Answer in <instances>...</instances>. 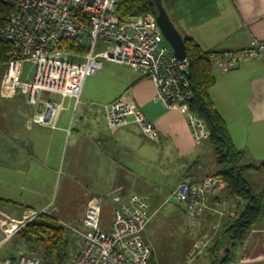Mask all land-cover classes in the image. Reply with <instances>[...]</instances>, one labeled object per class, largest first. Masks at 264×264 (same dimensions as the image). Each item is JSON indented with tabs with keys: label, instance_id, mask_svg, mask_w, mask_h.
<instances>
[{
	"label": "crops",
	"instance_id": "1",
	"mask_svg": "<svg viewBox=\"0 0 264 264\" xmlns=\"http://www.w3.org/2000/svg\"><path fill=\"white\" fill-rule=\"evenodd\" d=\"M163 6L179 33L203 52H234L254 40L264 41V0H163ZM213 73L211 100L226 122L234 146L245 154L243 165L255 167L247 177L254 189L261 191L264 170L256 167L264 163V60L243 61L228 73L213 67ZM88 79L78 101L65 98L56 130L32 124L33 112L21 96L0 95L10 105L21 100L22 110H26L18 124L0 128V181L4 185L0 200L8 206L0 209L7 214L18 218L28 210H50L54 188L62 177L88 189L87 208L94 199L104 205L114 197L134 195L139 181L154 178L157 161L184 163L176 170L179 184L167 202L183 181H202L210 175H200L202 153L211 150L209 142L194 141L187 111L169 110L158 101L145 73L105 62L103 69ZM52 97L48 98L60 99L58 95ZM118 98L138 108L154 125L155 140L143 136L132 124L108 128L105 108ZM169 169L173 170L161 168L163 172ZM212 202L215 196H211ZM225 203L234 214V201ZM159 211H151V222ZM260 248L264 250V214L253 238L235 252V262L262 263L264 257L257 255Z\"/></svg>",
	"mask_w": 264,
	"mask_h": 264
},
{
	"label": "built area",
	"instance_id": "2",
	"mask_svg": "<svg viewBox=\"0 0 264 264\" xmlns=\"http://www.w3.org/2000/svg\"><path fill=\"white\" fill-rule=\"evenodd\" d=\"M12 8L0 41L9 45L7 63L1 82L3 98L21 96L33 114L35 126L56 130L65 98L77 101L86 79L95 77L105 62H112L145 73L152 81L156 98L169 110L187 111V125L196 143L209 139V131L197 114L190 110L192 90L188 59L178 60L165 41L156 16H134L116 21L118 0H0ZM60 41H84L82 61H70L55 55ZM67 55V53H64ZM212 67L228 73L243 61L263 59L264 41L254 40L250 46L234 52H209ZM33 65L30 74L28 67ZM44 94L58 95L53 101ZM107 126L111 130L135 125L146 138L156 139L154 125L131 103L116 99L105 108ZM212 193L210 180L183 181L172 193L170 201L185 209L194 219L209 210ZM111 230H101L103 201L92 200L83 218L85 232H78V251L73 264H150L152 247L145 240L152 220L146 197L132 195L114 197ZM223 217L226 210L210 209ZM52 217L49 210H28L13 217L0 209V248L41 216ZM233 216V214L231 215ZM62 225L61 223H58ZM214 225L213 230H218ZM210 239L197 240L187 255L189 264L206 254ZM0 264H40L31 254L0 257ZM233 264H243L236 262Z\"/></svg>",
	"mask_w": 264,
	"mask_h": 264
},
{
	"label": "trees",
	"instance_id": "3",
	"mask_svg": "<svg viewBox=\"0 0 264 264\" xmlns=\"http://www.w3.org/2000/svg\"><path fill=\"white\" fill-rule=\"evenodd\" d=\"M11 12L12 8L0 3V33L6 26ZM149 13L157 15L156 9L148 0H118L116 21L123 22L130 17ZM182 37L189 62V80L192 90L189 100L190 110L197 114L206 125L209 131L207 141L212 145L215 165L220 168L206 177V180H210L212 184V193L208 201L209 208L218 211L226 210V214L219 217L209 209L198 217L190 219L182 206L173 203L178 207L176 211L179 215H182L186 220L198 221L201 230L210 223L219 225L206 253L210 264H233L236 263L235 252L237 249L245 247L253 238V230L264 214V188L261 191H256L252 186L247 172L255 167L243 165L245 154L234 146L227 124L211 100L210 90L215 85V76L213 67L207 58L209 52L200 50L190 38L183 35ZM9 49V45L0 41V70L6 66V54ZM54 52L61 58L66 55L64 53L82 55L86 52V45L84 41H60L55 45ZM72 58L69 57L68 60L75 61ZM256 168L264 170V163ZM195 182L201 181L195 180ZM211 196H215V203H211ZM229 199L235 203L233 216H231V210H228L229 205L225 203ZM53 220L52 217L43 215L30 223L12 238L11 250L15 251L19 248L28 252L39 250L45 264H63L64 251L68 245L67 230L57 222L53 223ZM153 222L149 223L147 230L153 225ZM211 233L209 231L210 237ZM204 237L210 239L208 234ZM150 264H157L154 250Z\"/></svg>",
	"mask_w": 264,
	"mask_h": 264
},
{
	"label": "rangeland",
	"instance_id": "4",
	"mask_svg": "<svg viewBox=\"0 0 264 264\" xmlns=\"http://www.w3.org/2000/svg\"><path fill=\"white\" fill-rule=\"evenodd\" d=\"M82 55H63L64 58L69 59L73 57L75 61H82ZM69 56V57H67ZM107 64V63H106ZM4 70H0V87L4 75ZM33 70V65L28 67L27 71L30 74ZM92 80V79H88ZM45 97H52L50 94H44ZM53 98V97H52ZM22 101L18 100V103L4 102L0 98V128L5 126H15L18 124L21 114L26 112L25 109L22 110ZM23 106V105H22ZM28 108V107H27ZM29 111L30 108H28ZM209 148L212 150V145L209 143ZM205 150L203 154V170L200 171V175L213 174L220 168L215 165L214 153L212 151ZM2 163V158H0ZM174 165V166H173ZM179 165H184V163H166L158 162L156 163L155 171L152 174L154 178H150L149 181H139L138 186L135 189L134 195L144 196L148 198L150 203L151 211L160 208V213L154 218L153 225L147 230L145 238L147 243L153 248L155 262L157 264H186L188 263L187 255L189 251L193 248L195 242L200 238L204 237L206 234L210 237L209 231H211L210 245L212 243L214 235H216L217 230H213V224H207L201 230L198 221L186 220L182 215L177 213V206L173 202H167L170 192L177 187L179 184V178L176 174V170ZM173 166V167H172ZM173 168L169 169L168 172H163L161 168ZM216 167V168H215ZM196 172H193V175ZM195 181V180H194ZM56 183L54 188L53 205L50 208L52 222L61 223L67 230V240L68 245L64 251L65 260L63 264H73L74 257L78 251V240L79 233L87 231L83 225V218L86 209V203L88 200V189L84 188L77 181H71L69 178L62 177L61 182ZM4 185L3 181H0V196L3 197ZM0 207L8 208L3 201L0 200ZM176 211V213H174ZM114 217V205L112 203H105L102 206L100 220H101V230L104 233H109L112 226V221ZM152 227V228H151ZM196 228V229H195ZM2 234L0 232V240L2 239ZM12 240V239H11ZM5 243L0 248V256L4 255L5 252H11L13 240ZM12 255L16 254H31L36 257L40 264H45L41 252L36 250L35 252H28L23 248L19 250L12 251ZM207 252V251H206ZM250 250L248 249L245 253L248 257ZM10 255V254H9ZM7 255V256H9ZM207 253L204 257L195 258L189 264H210V259ZM257 255L264 257V250L260 248ZM264 264V260H261ZM260 261V262H261ZM259 264V263H257Z\"/></svg>",
	"mask_w": 264,
	"mask_h": 264
},
{
	"label": "water",
	"instance_id": "5",
	"mask_svg": "<svg viewBox=\"0 0 264 264\" xmlns=\"http://www.w3.org/2000/svg\"><path fill=\"white\" fill-rule=\"evenodd\" d=\"M156 9V20L160 26L165 41L169 44L178 60L187 59V53L182 35L167 14L163 0H148Z\"/></svg>",
	"mask_w": 264,
	"mask_h": 264
}]
</instances>
